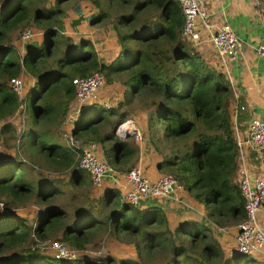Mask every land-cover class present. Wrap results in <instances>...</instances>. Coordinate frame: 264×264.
Segmentation results:
<instances>
[{"label":"trees","instance_id":"obj_1","mask_svg":"<svg viewBox=\"0 0 264 264\" xmlns=\"http://www.w3.org/2000/svg\"><path fill=\"white\" fill-rule=\"evenodd\" d=\"M68 1L0 0V136L6 141L9 131L14 139L13 151L0 152V264H145L154 253L159 264H264L224 247L204 221L184 219L171 226L162 207L131 204L112 185L93 194L89 173L57 136L75 96L72 78L101 72L107 82L124 85L127 103L137 100L146 113L148 142L164 155L169 149L159 169L204 204L206 219L222 226L245 217L236 179L235 95L221 65H211L198 45L181 39L178 1L90 0L98 8L91 23L117 10L112 28L120 48L109 62L98 57L87 38L60 40ZM80 1H74L77 11ZM32 24L44 31L42 46L30 42L21 55L12 38ZM21 70L35 85L25 95L31 122L20 132L9 122L20 100L8 81ZM96 109L107 108L89 105L72 133L81 141H99L107 162L124 173L136 164L138 146L118 138L113 128H100L108 118H94ZM29 159H36L34 168ZM28 202L36 207L35 223L19 209ZM105 238L129 244L136 257L56 259L52 249L39 246L59 239L86 250Z\"/></svg>","mask_w":264,"mask_h":264},{"label":"built area","instance_id":"obj_2","mask_svg":"<svg viewBox=\"0 0 264 264\" xmlns=\"http://www.w3.org/2000/svg\"><path fill=\"white\" fill-rule=\"evenodd\" d=\"M181 6L183 23L181 27V39L190 45H199L203 40L209 41L220 59L222 69L230 78L229 61L239 54V37L227 23H216L213 19L212 10L209 9L208 0H177ZM23 40L29 39L34 34L31 26H25L19 33ZM259 56L264 60V33L257 46ZM8 83L20 100L19 110L24 117L26 109L25 101V77L23 74L10 77ZM75 98L74 104L66 114L63 122H72L77 118L82 109L98 101L100 92L107 81L101 72H94L88 76H75L72 78ZM234 95L236 90L232 85ZM117 101L106 99L101 104L105 108L115 106ZM245 106H235L233 115L237 116L239 110ZM20 117L19 113L16 112ZM236 118V117H235ZM236 146L239 153L241 173L238 180L239 190L244 199L245 217L240 221L235 233V249L245 255H264V227L257 215L264 201V173L252 177L244 162L243 150L245 146H254L257 149L264 148V119L252 116L246 127V134L240 136L237 127L234 126ZM115 134L126 138L132 135L136 140L142 137L141 130L135 121L129 117L122 119L115 125ZM62 138L65 146L71 150L78 160L79 166L87 170L91 183L94 187L102 186L108 180L114 186L120 185V176H124L129 187L125 189L122 199L139 205L144 198H183L178 195L182 188L178 179L169 174L162 173L157 178L151 179L146 176L141 167L132 166L122 173L116 170L106 158L99 152V144L95 140L81 141L71 130L63 131ZM1 148V145H0ZM2 204V203H1ZM54 241V242H53ZM49 247L53 250L56 259H77L81 257L80 249H75L63 241L53 240ZM59 241V242H57Z\"/></svg>","mask_w":264,"mask_h":264},{"label":"crops","instance_id":"obj_3","mask_svg":"<svg viewBox=\"0 0 264 264\" xmlns=\"http://www.w3.org/2000/svg\"><path fill=\"white\" fill-rule=\"evenodd\" d=\"M208 6L209 9L212 10L215 22L227 23L239 37V54L234 59L229 61L230 78L228 76L227 77L231 86L233 85L236 90V95L231 105L232 122L233 125L237 127V133L240 136H244L246 134L247 123L252 116L264 119V60L257 52L258 43L264 33V3L263 0H208ZM19 35L18 38L20 40H16L14 44L22 54V52H24L23 47H25L24 43L26 40H23ZM35 43L40 44L39 41ZM197 47L199 51L204 54L205 59L211 65L216 67L221 65L220 59L209 41L203 40ZM20 74H23L25 77V91L27 92L28 89L33 88L35 85V79L23 72V70H21ZM106 99H109L108 89L104 87L100 92L99 99L96 103L99 102L100 104L102 100ZM240 104L244 105L245 108L239 110L237 116H234L233 110L235 106ZM114 107L117 108L118 112L116 114H112L114 117L113 121L117 119L118 115H122L124 112H120L121 107L119 105H115ZM136 111L137 112H134L135 117L132 115V119L139 126L142 133L141 139L136 141H139V143L142 144L144 141L143 137L145 134L147 118L144 111ZM77 117L79 118V116ZM106 118H108V121L111 120L106 116L103 119ZM126 118L129 117H123V119ZM9 119L11 120V117ZM104 122H106V120L102 123ZM76 123L77 119H74L72 122H62L60 126V139L58 140H61V142L63 141L64 145L65 143L61 135L62 132L67 130L72 131ZM144 142L146 145V140ZM99 152L102 154V148H99ZM243 154L247 170L252 177H257L258 175L264 173V148L257 149V147L251 145L245 146ZM140 157L141 158L136 162V165L141 167L146 176L154 179L163 173L158 167V162L161 159L160 155H155L151 153L150 150ZM238 167L236 175L237 180L241 173V166L238 165ZM119 181L120 185H117L116 187L121 193H123L125 189L129 187V184L123 175L120 176ZM111 185L114 186L112 182L108 180L104 181L103 187L99 192H101L105 187ZM178 195L183 198V202L179 198L174 197L161 199L147 197L140 201L139 206L144 207L147 205H158L162 207L171 226L176 225L184 219L204 221V223L209 225L214 230V233L220 239L224 247L231 249L234 246L233 248L235 249V233L237 231V224L222 226L216 225L206 219L204 204L196 201L191 192L182 187L179 190ZM258 217L260 223L264 227V201L259 209Z\"/></svg>","mask_w":264,"mask_h":264},{"label":"rangeland","instance_id":"obj_4","mask_svg":"<svg viewBox=\"0 0 264 264\" xmlns=\"http://www.w3.org/2000/svg\"><path fill=\"white\" fill-rule=\"evenodd\" d=\"M74 1L75 0H70V1L66 2V5H65L66 14H65V16H63V19H62L63 30H61V33H62L61 35H63V36L60 37V40L61 41L64 40L63 37L66 35H68L74 39L87 38L93 42L94 48L98 54V57L101 60H104L106 62L111 61L117 55V53H118L117 49L120 46L116 42L117 40H115L114 30L112 28L114 15L117 13V10L113 9L112 12L108 14V18H105L103 20H97V23L96 22L91 23L90 17H91V15L97 14L98 8L95 7L90 0H81L80 4H79L80 10L77 11V9L73 8ZM138 1L139 0H133L131 2V5H135V3H137ZM263 3H264V0H263ZM118 10L120 11L122 9L119 8ZM27 26L32 27V29L34 30V34H33V36H31L29 39H27L25 41V43H24L25 47H23L24 52L26 50L27 43H30V42L35 43V42L39 41L40 45L42 46L41 42L43 41V34H44V31H40L39 29L35 28L33 26V24L27 25ZM16 40H20L18 38L17 34L14 35V37L12 38V43L15 42ZM14 47L21 54V51L16 46H14ZM41 48H43V47H41ZM24 52H22L21 55H23ZM105 87L108 89L109 99L114 100V101H118L115 105H117V106L119 105L121 107L120 112L124 111V113L126 114L125 115L126 117L133 118L132 115L135 117L134 112H137L136 110H139L137 108L138 107L137 100L135 99L132 102H128V103L126 102V99L124 96V91H125L124 85L120 81H116L115 83L107 82ZM25 95H26V91H25ZM73 104H74V102L71 103V106H73ZM96 104H99V102ZM71 106H70V108H71ZM88 106L89 105L85 106L82 109V111L79 113L78 116H80L82 114L83 110L86 109ZM70 108H69V110H70ZM111 108H116V107H111ZM111 108H107V109H111ZM107 109L102 110L100 112L98 109H96L93 111L92 114L94 115V118H98L99 116L109 117L111 119L108 121L110 124L108 122H104L105 124L103 123V126L100 124H98V125L103 130H109V129L113 128L114 129L113 131H115V125L113 126L111 123V122H113L114 117L110 113V111ZM16 112L19 113L20 117L15 115ZM117 112H118V110H117ZM30 115H31V113L28 110V111H26V113H24V117H23L22 111L19 110V108H17L16 111L14 112V114L11 116V120L9 119V122L15 126L17 131L21 132L23 130L24 126L31 122V120L29 118ZM81 118L84 121H86V119H87L86 111L84 112L83 117H81ZM76 119L78 121V117ZM139 122H141V121H139ZM147 129H148V127L146 124L145 125V134L143 137V140L144 141L146 140V143H147L146 145H145L144 141L142 142V144H140L139 141H136V139L132 135H129L127 138L119 137L117 134H116V136L120 139H128L129 143L136 144L138 146L136 162L140 160V158H141L140 156L144 155L146 152H148L150 150H151V153H153L155 155H160L161 159L159 161H161L162 159H164L165 155H167L169 153L168 145H167L168 150L165 152V155H164V153H161V152H158V150H155L152 147V145L149 144V142H148ZM5 134L7 135V136H5V137H7L6 141L4 140L3 136H0V140H1L0 141V145H1L0 152L2 151L3 148H6V147L11 148V150L13 151L14 139L11 136H9V135H11V133L9 131H6ZM57 138L60 139V136L58 135ZM17 139L15 140L16 143L18 142ZM57 141L63 144V141L62 142H61V140H57ZM107 141H110V140H107ZM96 142L99 144V146H100L99 148H102L101 143L99 141H96ZM115 142H116V140H115ZM140 146L142 147V151H141ZM27 163L30 167L34 168L36 166V159H35V161H33V159H29V160H27ZM37 164H38L39 168H42L43 162H40ZM237 164H239L238 149H237ZM238 168H237V170H238ZM52 175H57V174L52 173ZM236 175H237V173H236ZM238 180H239V178H238ZM90 182H91V179H90ZM91 185H92V183H91ZM102 187H103V185L98 186V187H94L92 185V190L94 191L93 194H95V191H100V189ZM1 206H2V204L0 201V207ZM0 209H2V208H0ZM19 209H20L21 213H24L27 216V218H28L27 221H29V223H35L36 207L34 204L28 202L24 207H21ZM257 215L259 216V209L257 211ZM96 236L99 237V234H97ZM53 240H59V239H50L47 241L40 242L39 246H42L45 249L51 250V248L49 247V244ZM59 241H57V242H59ZM233 247L230 249L231 251H233V249H234ZM79 254H81V258L82 257L84 258L85 255L86 256H92V257L93 256L104 257V256L110 254V255H113L115 257V262L117 260H119V257H132V258L136 257L135 251L131 249V246L129 244H120L119 241L117 239H114V238H112V239L111 238H105L103 240H100L97 243L92 244L91 246H88V248H86V250L80 251ZM249 256L255 257L256 259H258L259 261L264 263V255H262L261 253H257L256 255H249ZM159 263H160L159 255L157 253H154V254H152V257L150 258V260L146 261L145 264H159Z\"/></svg>","mask_w":264,"mask_h":264},{"label":"water","instance_id":"obj_5","mask_svg":"<svg viewBox=\"0 0 264 264\" xmlns=\"http://www.w3.org/2000/svg\"><path fill=\"white\" fill-rule=\"evenodd\" d=\"M234 251L236 252L237 250H236V249H234Z\"/></svg>","mask_w":264,"mask_h":264},{"label":"clouds","instance_id":"obj_6","mask_svg":"<svg viewBox=\"0 0 264 264\" xmlns=\"http://www.w3.org/2000/svg\"><path fill=\"white\" fill-rule=\"evenodd\" d=\"M26 101V100H25ZM23 126V125H22Z\"/></svg>","mask_w":264,"mask_h":264}]
</instances>
